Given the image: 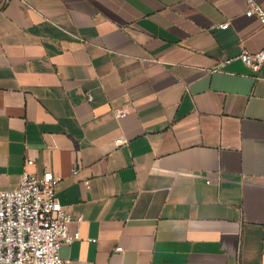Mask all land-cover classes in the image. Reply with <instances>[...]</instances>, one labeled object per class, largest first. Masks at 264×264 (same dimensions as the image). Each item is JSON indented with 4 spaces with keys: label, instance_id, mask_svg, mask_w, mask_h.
I'll return each instance as SVG.
<instances>
[{
    "label": "crops",
    "instance_id": "1",
    "mask_svg": "<svg viewBox=\"0 0 264 264\" xmlns=\"http://www.w3.org/2000/svg\"><path fill=\"white\" fill-rule=\"evenodd\" d=\"M246 10L0 0V190L27 158L61 177L70 264H264V65L238 58L264 25Z\"/></svg>",
    "mask_w": 264,
    "mask_h": 264
},
{
    "label": "built area",
    "instance_id": "2",
    "mask_svg": "<svg viewBox=\"0 0 264 264\" xmlns=\"http://www.w3.org/2000/svg\"><path fill=\"white\" fill-rule=\"evenodd\" d=\"M244 1L247 4L246 15L257 17L264 25V8L256 0ZM219 27L228 29L229 23ZM238 58L253 72H258L264 65V47L256 53L243 50ZM232 61L233 58L228 57L223 64ZM87 99L91 101L92 96L88 94ZM129 111L130 106L126 105L113 110V114L122 119ZM116 142L123 144L126 140L120 138ZM33 166L34 159L27 158L18 186L0 190V264H70L61 256V249L63 245L81 240L82 233L80 229H70L74 219L57 197L61 177L49 169L38 174L31 170ZM78 171L73 167L71 172L77 175ZM211 182L207 180L208 184ZM84 185L89 188L88 181ZM76 221L83 222V216ZM122 250L121 246L116 248L118 252Z\"/></svg>",
    "mask_w": 264,
    "mask_h": 264
}]
</instances>
